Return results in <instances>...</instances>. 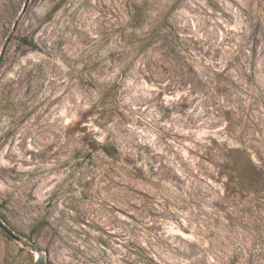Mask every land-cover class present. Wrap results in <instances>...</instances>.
I'll return each mask as SVG.
<instances>
[{
	"label": "rangeland",
	"instance_id": "374dc122",
	"mask_svg": "<svg viewBox=\"0 0 264 264\" xmlns=\"http://www.w3.org/2000/svg\"><path fill=\"white\" fill-rule=\"evenodd\" d=\"M25 2L0 0V264H264V187L223 166L264 172V0Z\"/></svg>",
	"mask_w": 264,
	"mask_h": 264
},
{
	"label": "trees",
	"instance_id": "16d2710c",
	"mask_svg": "<svg viewBox=\"0 0 264 264\" xmlns=\"http://www.w3.org/2000/svg\"><path fill=\"white\" fill-rule=\"evenodd\" d=\"M59 4L53 9L55 11ZM131 17L137 18L143 16V8H136ZM23 41L27 45H34L27 39L23 38ZM106 153L112 155V152L102 146ZM118 153L117 148H113ZM229 156L224 162L226 170L227 181L225 184L226 190L231 188H237L241 193H258L264 187V172L263 170L253 161L250 156H247L245 152L239 148H231L229 150ZM4 221L7 219L2 216Z\"/></svg>",
	"mask_w": 264,
	"mask_h": 264
},
{
	"label": "water",
	"instance_id": "95a60500",
	"mask_svg": "<svg viewBox=\"0 0 264 264\" xmlns=\"http://www.w3.org/2000/svg\"><path fill=\"white\" fill-rule=\"evenodd\" d=\"M30 1H31V0H26V2H25V4H24V7H23V9H22V11H21V13H20V17H22V16L24 15V13L26 12L27 7H28ZM15 26H16V25H15ZM11 39H12V36L9 35V36L7 37V39H6V42H5L4 46H3L2 51L5 50L7 44L10 42ZM0 227H2V228H3L8 234H10L12 237H16V238H17V235H16V233L14 232V230H13L12 228H10V227H9L4 221H2V220H0ZM46 257H47L46 254L41 252V253L39 254V258H38L36 264H45Z\"/></svg>",
	"mask_w": 264,
	"mask_h": 264
}]
</instances>
